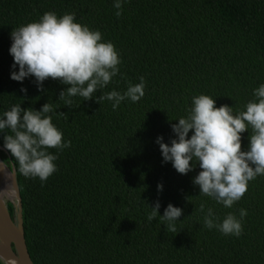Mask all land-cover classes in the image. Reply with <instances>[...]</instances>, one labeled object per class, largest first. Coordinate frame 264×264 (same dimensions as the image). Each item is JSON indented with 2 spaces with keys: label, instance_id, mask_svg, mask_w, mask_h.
Returning <instances> with one entry per match:
<instances>
[{
  "label": "trees",
  "instance_id": "1",
  "mask_svg": "<svg viewBox=\"0 0 264 264\" xmlns=\"http://www.w3.org/2000/svg\"><path fill=\"white\" fill-rule=\"evenodd\" d=\"M114 0H0V118L13 105L40 110L49 102L52 122L71 146L57 152V171L46 182L25 178L10 151L4 163L16 170L26 243L34 264H264V175L249 181L232 208L199 195L186 175L164 162L157 137L170 144L171 124L185 116L192 97L206 94L216 106L244 110L253 90L264 84V0H125L115 15ZM75 13L78 23L99 30L119 53L120 74L96 96L129 82H146L138 102L82 101L69 108L58 100L67 85L51 78L39 90L34 77L10 78L13 29L45 12ZM26 88L27 92L21 89ZM79 105V107H76ZM171 119V120H170ZM189 132V137L191 136ZM249 132L242 134L247 150ZM162 184V191L157 185ZM190 200H189V199ZM160 202L181 208L178 232H167L159 217L147 220ZM204 203L222 222L228 213L247 215L240 236L203 226ZM16 221L17 209L7 202ZM0 264L3 263L0 260Z\"/></svg>",
  "mask_w": 264,
  "mask_h": 264
},
{
  "label": "clouds",
  "instance_id": "2",
  "mask_svg": "<svg viewBox=\"0 0 264 264\" xmlns=\"http://www.w3.org/2000/svg\"><path fill=\"white\" fill-rule=\"evenodd\" d=\"M123 2L125 0H114L117 17L122 14ZM10 36L12 67L18 66V71L11 72L10 78L22 82L34 77L41 91L45 80H59L68 87L59 93L58 100L69 108L74 106V97L82 101L95 97L99 104L107 100L115 110L123 101L135 103L145 95L146 82L141 76L139 83L129 82L123 93L113 89L96 96L120 74L121 59L114 44L105 42L99 30L76 22L75 13L58 16L54 11H47L37 21L13 29ZM21 91L26 93L27 89ZM253 97L244 110L234 112L227 104L217 107L210 95L193 96L187 114L178 118V123L171 124L175 134L171 143H165L162 136L156 140L163 161L171 162L179 174H188L198 164L201 170L192 183L199 186V195L225 208H232L244 196L249 181L264 175V84L253 90ZM20 105H13L0 118V131L10 130V134L3 137V147L17 161L19 173L25 178H39L44 183L57 171L58 155L49 149L61 152L71 146V141L63 140V133L52 122L50 114L64 119L68 116L56 112L57 106L49 102L40 110ZM245 132L250 133L247 150L242 149ZM157 188L162 191L163 185L158 184ZM149 207V222L159 217L167 232H178L181 208L169 203L161 216L158 200ZM196 210L203 215V226L209 230L217 229L225 236L237 237L243 232L245 209L239 210V219L228 213L222 222H218L213 208L206 209L204 203Z\"/></svg>",
  "mask_w": 264,
  "mask_h": 264
},
{
  "label": "water",
  "instance_id": "3",
  "mask_svg": "<svg viewBox=\"0 0 264 264\" xmlns=\"http://www.w3.org/2000/svg\"><path fill=\"white\" fill-rule=\"evenodd\" d=\"M6 152L0 146V168L7 171L11 175L13 190H14V206L17 209L16 221L8 210V207L3 204L0 195V260L5 264H34L28 251L24 225H23V204L20 194V189L16 179V170L14 167H6L1 157V152ZM9 202V201H8Z\"/></svg>",
  "mask_w": 264,
  "mask_h": 264
},
{
  "label": "bare ground",
  "instance_id": "4",
  "mask_svg": "<svg viewBox=\"0 0 264 264\" xmlns=\"http://www.w3.org/2000/svg\"><path fill=\"white\" fill-rule=\"evenodd\" d=\"M6 167H8L5 164ZM0 195L3 204L7 206V202L14 200V190L11 175L7 171L0 168Z\"/></svg>",
  "mask_w": 264,
  "mask_h": 264
},
{
  "label": "rangeland",
  "instance_id": "5",
  "mask_svg": "<svg viewBox=\"0 0 264 264\" xmlns=\"http://www.w3.org/2000/svg\"><path fill=\"white\" fill-rule=\"evenodd\" d=\"M10 201H14V200H10ZM13 219V218H12ZM14 220V219H13Z\"/></svg>",
  "mask_w": 264,
  "mask_h": 264
}]
</instances>
